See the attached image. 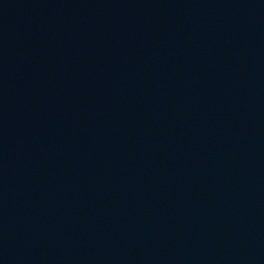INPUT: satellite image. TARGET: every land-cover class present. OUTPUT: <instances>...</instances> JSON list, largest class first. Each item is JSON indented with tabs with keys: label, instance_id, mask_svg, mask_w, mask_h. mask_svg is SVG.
I'll return each instance as SVG.
<instances>
[{
	"label": "water",
	"instance_id": "1",
	"mask_svg": "<svg viewBox=\"0 0 264 264\" xmlns=\"http://www.w3.org/2000/svg\"><path fill=\"white\" fill-rule=\"evenodd\" d=\"M0 264H264V0H0Z\"/></svg>",
	"mask_w": 264,
	"mask_h": 264
}]
</instances>
